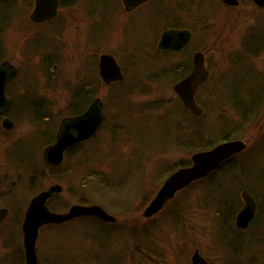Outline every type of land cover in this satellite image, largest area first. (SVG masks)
I'll return each mask as SVG.
<instances>
[{
  "label": "rangeland",
  "instance_id": "1",
  "mask_svg": "<svg viewBox=\"0 0 264 264\" xmlns=\"http://www.w3.org/2000/svg\"><path fill=\"white\" fill-rule=\"evenodd\" d=\"M2 2L12 4L7 9L9 16H6L5 24H0V51L3 58L10 59L20 68L22 79L36 81L39 89L53 95L54 115L69 113L67 100L70 84H79L85 72L83 63L89 57H86V35L92 40L94 31H105L107 44L103 48L114 52L127 70L126 82L122 87L102 86L98 93L103 98L110 124L118 117L123 131L115 129L112 134L111 128L107 127L91 144H85V148L92 145L91 153L86 155L90 163L83 165L80 162L75 172L60 179L65 189L60 195V202L63 201L67 208L80 203L82 198L87 199L88 205L102 204L117 217L118 227L133 222L138 230L135 235L128 231L118 238L114 235L115 239H111L109 246L103 249L97 242L87 240L81 222H64L58 226V231L50 226L44 227L37 242L40 264H191L190 257L197 247L204 256H210L216 260V264H220L214 255L217 253L214 244L217 243L219 231L216 208L212 206V201H209L210 205L203 201L206 192L210 196L214 195L210 188L211 181H195L178 191L168 201L170 205L150 219L154 222L152 224L142 215L159 186L171 174L167 169L172 164L177 169L183 167L184 162L190 161L192 164V155L196 152L185 149L187 147L184 148L182 142V147L171 143L175 129L185 127L186 122L192 123L188 116L180 119L177 105L182 103L173 90L180 79V74L174 72L175 66L187 57L184 54L158 56V51L152 47L148 51H140L136 56V62L139 61L137 65L127 64L132 50L130 44L134 46L135 39L141 43L152 42L151 27L141 22L134 33L131 27L126 33V19L116 18L117 24L113 30V26L106 29L108 24H103L99 29L100 23L89 24L85 28L86 21L82 12L78 13L79 8L78 12H71L69 23L65 24V30L58 39L49 37L39 45L35 37L40 36L39 32L48 25L31 22L34 0H0V6ZM210 3L203 8L202 21H198L202 8L190 0L185 7H174L173 3L169 7L183 27L194 29L195 43L206 53L210 81L199 90L198 97L199 103L205 108L201 124H206V134H203L201 144H208L209 140L214 142L215 137L224 130L218 124L222 110H226V115L235 123L240 121L237 113L232 111L230 101L225 98L232 96L234 89L238 90L239 87L241 93L247 94L248 88L255 85L252 80L256 74L264 80V50H247L248 43L255 37L258 41L262 37L264 43V9L252 0H242L234 8H225L218 0H211ZM96 9L105 12V4ZM43 46L45 49H41ZM44 57H48L49 64H57L54 73H51V66L47 69ZM58 83L60 86L56 88L48 87ZM27 113L23 120L17 118L20 121H17L16 127L6 134L0 122V150L25 136L22 144H13L5 155L16 154L19 157V154H24L28 161H34L41 159L43 149L40 152L37 149L40 147L35 134L37 122L31 120L29 111ZM240 132L243 134L240 139L247 142L248 148L237 155L236 161L240 168L237 173L242 175L245 170L246 180L254 183L256 189L253 188L261 207H264V103L254 122L247 124ZM84 152L83 148L78 155L82 156ZM2 166L6 165L0 156ZM88 172L93 176L99 174L119 185L109 189L104 187V182L92 185L95 180L91 183L90 194L82 183L83 176ZM210 175L204 179L211 180ZM30 176L31 172L28 171L27 181ZM39 183L48 187L52 184L51 175L47 173ZM105 189L106 197L103 196ZM179 206L181 210L177 209ZM8 229L0 225V264L11 262L15 253L19 255L22 249L14 241H21L20 232L11 234ZM219 233L223 232L220 230ZM249 254L245 252L242 257L246 258Z\"/></svg>",
  "mask_w": 264,
  "mask_h": 264
},
{
  "label": "flooded vegetation",
  "instance_id": "2",
  "mask_svg": "<svg viewBox=\"0 0 264 264\" xmlns=\"http://www.w3.org/2000/svg\"><path fill=\"white\" fill-rule=\"evenodd\" d=\"M187 1L186 0H57L55 14L53 16L48 18L45 17L42 18L41 20L35 21L31 18V15L36 7V0H34L35 5L30 15V19L31 22L36 25H41L46 23H47L46 25H48L46 29L44 28L42 29V31L39 32V34H41L40 36L36 35L35 37V39L37 38V42L39 45L40 43H43L46 38L49 37L52 38L56 37L58 39V37H60V33H62L65 30V24L69 23L71 12L72 11L78 12L77 8H79L78 13L82 12L81 13L83 14L82 17L86 21L85 28L89 24L95 25L96 23H100L101 25L98 26L99 29L103 27V24H108L106 29L113 26L112 27L113 30L115 28L114 26L117 24L116 18L118 19L125 18L126 33L128 32L129 27H131L134 33L139 28V25L142 22L146 26L151 27L152 33L150 35V40H152V42H150V44L149 42L141 43L139 42V40L137 41L135 39L133 46L132 44L129 43V41L126 40L127 44H130V47H132V50L130 52L131 54L130 58L127 59V64L137 65L139 61L136 62L137 61L136 56L140 54V51L141 50L148 51L152 47L156 51H158L159 53L158 56H160V54L163 56L168 54H172V55L184 54L185 57L187 58L179 61L180 63H178L177 66H175V69H179L181 71V77L179 79L180 81L192 73L194 69V57L197 52H202L204 54L205 64L207 69L209 70L207 66V58L205 51L203 49H199L200 46L195 43L194 29L190 27H183L179 23L180 19L177 16L176 17L173 16V14L171 13L172 10H170L169 8L172 6L171 3H173L174 7H179V8L185 7V5H187L186 4ZM210 1L211 0H190V2H194V4L196 3L198 8H202L200 9V14L198 15V21H202L201 16H203L202 15L203 8L205 6L210 5L211 4ZM252 1L256 4L254 0ZM218 2H220V4L225 8H234L239 6L242 0H239V5L237 6L229 5L225 3L223 0H218ZM104 4L106 10L105 12L96 9V7H100ZM257 6L264 9V7H261L259 5ZM11 7H12L11 2H2L0 6V24L1 23L5 24V18L6 16H9V11H7V9ZM171 20L173 21L169 22ZM168 29L189 30L191 32V38L189 43L180 51H173V50L160 48L159 43L162 34ZM106 34L107 33L105 31H103V33L94 31L92 40H90L86 35L87 38L85 39L87 44L86 57L88 55L89 57H87V60H85L83 63L84 66L83 68H85V72L83 73V76L81 77V80L79 81L78 85L75 83L73 84L72 82L70 84L68 90L70 95L67 100L69 104V113H67L64 116H56L52 112V109L54 107L53 95H50L48 91L39 89V87L36 85L37 83L35 84L36 81L32 79L30 80L22 79L20 68L10 59L3 58V54H1L2 57L0 58V65L4 61H9L17 69L16 75L10 78L8 84L6 85V96L10 101L11 106L8 111L0 114V122L3 127L2 131L6 134L8 131L13 130L17 125V121H20L18 119L23 120L24 118L23 116L25 114L28 115L27 112L29 111L30 117H32L31 120H35L37 122V132L35 133L37 136L36 141L40 142L39 145L40 147L39 148L37 147V149L39 150V152L43 149V154L41 159L38 158L34 161H28V157H25L24 154H19L18 155L19 157H17L16 154L5 155V152L13 144L15 143L16 145L22 144L25 141V136H23V137H19L15 142L10 144L9 146H5L4 149L0 150V156L3 158V161L5 162L6 165L0 167V225L9 227L8 231L11 234L12 232L15 233L20 232V235L22 237L21 241L14 240L18 244L19 248H22L21 250H19L21 253L18 255V252H16L14 259L11 262L8 261V264H26L23 223L25 219V214L32 199L35 198L37 195H39L41 192L50 189L52 186L59 185L61 186L62 190L58 193H55L51 198H49V200L47 201V207L52 212L67 213L72 205L69 208H67V205L63 208H61L62 205L61 206L56 205L59 203L61 204L60 200L62 198L60 197V195L65 190L64 185L60 183V179H65L64 176H67L68 174L70 173L72 174L73 172H75V168L77 167V164H80V162H83V165H87L90 163V160L86 157V155L91 153L92 145H90L88 148H85L84 146L87 143L91 144V142H93V140H95L104 130L106 131L107 127L111 128L110 133L112 134L115 133L117 129L123 131V125L117 119L118 117H115L116 121L113 124H110L109 114L106 112L103 98L101 96H98L99 88H101L102 86L120 88L122 87V85L125 84L127 77V70L124 67V64L117 57V55L114 52L112 51L109 52L108 50H105L106 48H103L106 47L105 44H107ZM121 43H123V41H121ZM41 49H45V47L43 46ZM0 52L2 53V51ZM107 54L115 58V60L117 61L118 65L121 68V73H122L121 79L113 80L110 83H108L101 74V58L103 55H107ZM43 61L46 63L47 69H49L51 66V73H54L55 71L54 68L55 66L57 67V64L55 63H53L52 65L49 64L48 57H44ZM131 73L133 74V70L131 71ZM51 77H53L52 74ZM209 81H210V71H209L208 81L205 84H203L200 87V89L205 85H207ZM58 86H60V83H58V85L55 84L48 87L56 88ZM91 91H93L94 93L93 95L91 94ZM198 94L199 91L197 92L196 100L198 104L201 105L199 103ZM95 99L100 100L99 101L100 105L106 117L105 121L103 122L98 132L93 137H90L87 140H83L78 144H76L75 146H73L71 149L66 150L64 152L63 161L59 166L56 165L48 166L44 160V151L48 146L56 143L57 134L60 130V126L62 124L63 119L67 117L75 118L83 115L89 109V107L92 105ZM203 109L205 112L204 107ZM7 125H9V127ZM83 148L86 154L84 152L82 156H79L78 153H80L83 150ZM247 148H248V144H247ZM247 148L244 151H242V153L245 152ZM22 149L23 150L21 151L24 152V148ZM231 159L227 161H230ZM234 162H238V161L233 159L231 161V164ZM223 164L217 170H219L223 166ZM28 171L31 172V176L27 181ZM47 173L51 175L52 184H50L48 187H43V185L40 184L39 181L42 180ZM12 174L14 177L13 179H12ZM243 178H245L244 171L242 172V175H238L237 178L230 183L231 189L234 193L232 195L236 199V202L234 206L232 205L230 209L219 210L221 213V217L225 218V220L218 223L220 217L217 214V216L219 217L216 220L217 225L219 231L221 230L223 233L220 234L218 231L217 243L214 244V250L217 253L214 255L217 256V260L220 264H260L259 261L264 262V207H261L260 200L257 196V193L255 192L256 187L254 183H251L249 180H246V178L245 180H243ZM34 182L37 183L35 184ZM159 187L161 188V186ZM240 188L242 190H240ZM244 191L250 192V194L254 197L257 208L248 226L246 228H241L237 224V218L239 213L245 206V200L243 198ZM240 201L243 202L241 203ZM78 204L87 205V203H81V202ZM155 216L153 218H155ZM79 218H83V217H79ZM79 218H75L73 219V221ZM153 218H147V219L149 220ZM116 222H117V217L115 222H107V223L115 224ZM60 225L62 224H47L44 227H49V226L54 227ZM197 251H199V253L207 260L208 264H216V260L214 258H211L210 256H204L198 247L195 248L194 252L190 257L191 264H193V256ZM245 252H250V254L246 256V258L242 257L243 256L242 254H244ZM37 254L40 264L41 258L39 257L38 247H37Z\"/></svg>",
  "mask_w": 264,
  "mask_h": 264
},
{
  "label": "water",
  "instance_id": "3",
  "mask_svg": "<svg viewBox=\"0 0 264 264\" xmlns=\"http://www.w3.org/2000/svg\"><path fill=\"white\" fill-rule=\"evenodd\" d=\"M56 1L36 0V7L31 18L38 21L53 16L57 5ZM223 1L232 6L239 5V0ZM254 1L257 5L264 7V0ZM190 38L191 32L187 29H168L162 34L159 46L162 49L180 51L189 43ZM16 73L17 69L9 61H4L0 65V114L8 111L11 106L6 96V85ZM101 74L108 83L122 78L121 68L113 56L108 54L102 56ZM208 79L209 70L205 64V56L202 52H197L194 57L192 73L173 87L184 108L194 116L201 117L204 114V109L198 104L196 95ZM99 101V99H95L83 115L63 119L56 143L48 146L44 151V160L48 166H59L66 150L93 137L98 132L106 119ZM7 126L9 127V125ZM246 148L247 143L243 139H234L218 143L210 149L196 151L192 155V164L180 167L168 176L156 196L145 207L142 215L152 218L166 207L168 201L173 199L178 191L190 186L195 181L208 177L225 161ZM61 190V186L55 185L41 192L32 199L27 209L23 223L26 264H39L37 242L41 228L47 224H62L79 217H96L106 222L116 221V217L99 204H74L67 213L52 212L47 207V201ZM243 198L245 206L238 215L237 224L241 228H246L255 214L257 205L250 192L244 191ZM193 264L208 263L197 251L193 256Z\"/></svg>",
  "mask_w": 264,
  "mask_h": 264
},
{
  "label": "trees",
  "instance_id": "4",
  "mask_svg": "<svg viewBox=\"0 0 264 264\" xmlns=\"http://www.w3.org/2000/svg\"><path fill=\"white\" fill-rule=\"evenodd\" d=\"M257 34V33H253ZM256 36V35H255ZM253 43V44H252ZM258 45V46H257ZM256 47V48H255ZM255 48V49H254ZM247 50L251 51L252 50H257V52H261L264 50V43H262V37H260V40L258 41V38L255 37L253 38L247 45ZM0 52V58L1 56ZM236 57V56H235ZM237 61V59H236ZM233 63H234V57H233ZM240 68L244 67L243 65H236ZM254 71V70H253ZM174 72L177 74H180L181 77V71L179 69H175ZM253 77V76H252ZM251 77V78H252ZM259 74H256L254 79L252 80V83H254V86H250L248 89L249 91L247 94L241 93L240 87L238 90L234 89L232 92V96L227 99V101H230L232 111H235L239 118V122L235 123L233 119H231L226 110H222L220 112V120L218 124L224 127V130L222 133L215 137L216 139L213 141L209 140L210 143L208 144H201V141L203 139V134H206V124H201V119L202 117H196L191 114V112L187 109L184 108L183 104L182 105H177L178 110L181 113V118L183 119V116H188L191 120L192 123L188 124L186 122L185 127L179 126V130L175 129V132L171 136L173 140H171V143L177 146H181V142L185 147V149H189V151H200V150H206L212 148L214 145L221 143L226 140H234V139H240L243 137V134H241V129L245 127L247 124L254 122L255 117L259 114V112L262 111L263 109V103H264V80H261ZM254 81V82H253ZM251 83V84H252ZM206 86V85H205ZM241 93V94H239ZM91 94L93 95V91H91ZM245 94V95H244ZM199 97V94H198ZM180 99V98H179ZM181 101V100H180ZM182 103V102H181ZM218 128V126H217ZM216 128V129H217ZM212 142V143H211ZM264 145V141L262 143ZM196 145V146H195ZM182 147V146H181ZM183 149V148H182ZM184 150V149H183ZM238 156H235L233 159L236 160ZM231 159L230 161H226L223 166L216 172L212 173L210 175L211 180L203 179L201 181H211L210 182V188H212V193L214 194L213 196H210L209 194L203 196L204 199L203 201H206L207 205H210L209 201H212L214 210H216L219 218V222H222L225 220V218L221 217V213L219 210L224 209H230L232 205L234 206L236 199L233 197L232 194L233 191L231 189L230 183L237 178L238 173L237 170L239 168V163L234 162L231 164ZM191 162L187 161L184 162L182 166H188L190 165ZM174 166L173 164L170 166L169 169H167L168 173H172L177 167ZM95 174V173H93ZM245 174V170H244ZM95 177V179H93ZM96 180V181H95ZM95 181L94 183H92ZM104 182V187H108L109 189H112L113 187L118 186L119 184L112 183V180L108 179L106 180L103 176L99 174H95L94 176L87 173V175L83 176L82 183L84 186H87V191L91 194V183L93 184H98ZM107 189V188H106ZM104 190L103 196L106 194L107 195V190ZM108 189V190H109ZM120 193V192H117ZM106 197V196H104ZM103 197V198H104ZM110 199V198H109ZM81 203H87V199L82 198ZM102 203V200L100 201V204ZM57 206H61V208L65 207V203L62 201L61 204H56ZM102 205V204H101ZM170 205V203H168ZM205 206V205H204ZM117 207V206H115ZM206 207V206H205ZM182 207H177L179 209ZM180 210V209H179ZM178 210V211H179ZM112 211H115L112 209ZM168 216V215H167ZM175 217V216H174ZM148 220V219H146ZM76 222H81L82 226L84 227V233L87 238V240L95 241L97 242L100 246L102 245L103 249L108 247L111 239H115L116 235L118 237L122 236L126 231H128L131 235H135L136 231L138 230L137 227L133 225V222L130 224H127L126 226H117L115 224L107 223L104 222L98 218L95 217H83L75 220ZM74 222V221H73ZM149 223H154L153 220H148ZM55 230H60L58 226L53 227ZM128 229V230H126Z\"/></svg>",
  "mask_w": 264,
  "mask_h": 264
}]
</instances>
